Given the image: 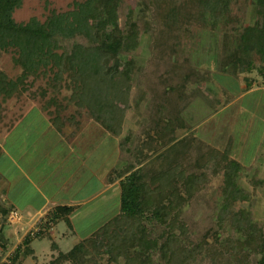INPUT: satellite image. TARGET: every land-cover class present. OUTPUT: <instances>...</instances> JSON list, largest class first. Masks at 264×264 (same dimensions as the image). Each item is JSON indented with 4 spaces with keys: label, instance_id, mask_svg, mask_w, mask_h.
Instances as JSON below:
<instances>
[{
    "label": "rangeland",
    "instance_id": "374dc122",
    "mask_svg": "<svg viewBox=\"0 0 264 264\" xmlns=\"http://www.w3.org/2000/svg\"><path fill=\"white\" fill-rule=\"evenodd\" d=\"M74 1L24 0L14 17L22 22L36 16L44 23L51 10L60 13L71 11ZM98 1H95L94 14L85 18L87 27L92 30L90 38L99 34L109 35L117 26L124 34L122 57L128 65L133 63L134 66L129 77L120 72L110 79L108 75H99L102 81H98L95 76L88 78L84 70L83 75L106 88L107 82L112 81L114 90L110 91L117 99V106L124 108V121L130 111L135 115V124L140 125L136 137L124 129L118 135L115 129L111 131L114 138L117 136L125 142V158H130V139L139 142L145 131L151 129L150 126L157 129L156 134L159 133L155 123L158 115L180 117L183 122L186 113V125L198 127L193 133L185 135L184 139L175 142V136L169 135L164 143L161 142L162 146H158V139H153V143L144 142L143 153L135 154L136 159H147L149 168L146 174L149 176L156 169L172 167L179 175L187 171L200 177L201 190L185 200L178 223L172 226L164 222L158 226L152 224L153 236L159 237L165 229L169 233L163 235L185 234L184 240L190 241L191 247H196L191 264H241L235 259L236 256L229 254L228 249H235L238 239L249 240L253 244H247L243 263L258 264L264 254V187L256 186L259 182L252 172L260 170L264 176V151H255L253 157H257V160L246 165L240 162L236 154L239 152L237 146L235 150L231 149L234 143L233 123L237 121L241 108H249L253 113L264 116V90H258L264 87V62L254 59L255 63L249 68L242 67L238 71L234 67L233 57L230 58L237 44L242 42L241 29L255 25V0H216L217 8L213 10L200 7L199 0H174L176 16L163 12L156 4L157 0H117L111 12L105 14L100 10ZM206 9L211 11L204 14ZM215 21L221 22L219 26L212 24ZM86 34L85 29L82 34L70 38H52L57 41L58 53L68 56L63 65L64 77L70 80V76L77 75L78 79H73L77 83L82 74L73 68L71 60H75L73 51L76 46L88 48L89 38ZM12 49L19 51L16 47ZM253 53L261 59V54ZM225 66L228 67L225 69ZM55 78V74L49 72L48 76L35 80L34 89L41 88L40 94L47 96L60 94L66 101L70 90L63 84L61 91L57 92ZM243 92L249 93L240 97ZM165 103L168 108L164 107ZM85 111L88 114L101 112L99 107L92 108L93 112ZM145 115L148 120L144 123L143 131V120L139 116ZM219 145L221 149L217 148ZM111 159L116 160L115 157ZM135 163L138 164V160ZM90 185L94 191L96 185ZM113 191L108 189L82 205L77 219L73 220L74 230L66 220H50L51 223H48L46 210L38 213L18 209L22 216L13 210L4 217L2 210L7 206L0 204V264H52L62 252H68L80 240L106 231L123 213L122 210L117 214L118 208L112 205L107 213L104 207L107 195ZM12 193H16V190ZM0 199L4 201L1 195ZM155 208L152 205L151 209ZM13 213L19 216L17 220L15 216L11 218ZM37 227L42 232L41 236L24 244L26 237ZM116 235L111 231L101 235L99 247L109 250L113 241L117 240ZM108 242L110 245L106 246ZM165 253L163 250H149L147 257L151 260L147 262L173 264L169 259L165 261L164 255L168 257ZM99 264L108 263L99 261ZM116 264L130 263L129 259L120 257Z\"/></svg>",
    "mask_w": 264,
    "mask_h": 264
},
{
    "label": "trees",
    "instance_id": "16d2710c",
    "mask_svg": "<svg viewBox=\"0 0 264 264\" xmlns=\"http://www.w3.org/2000/svg\"><path fill=\"white\" fill-rule=\"evenodd\" d=\"M95 1L75 0L71 11L61 12V14L53 9L48 20L41 23L36 16L27 21H16L14 14L22 6L24 0H0V58L4 54L14 55L24 66L27 82H35L42 76H48L49 72L54 73L57 92L61 91L63 87L61 85L66 84L64 86H67L71 93H67L66 100L72 106L77 110L91 112H93L92 108L99 107L100 113L94 111L99 122L109 130H120L124 124L125 111L124 108L120 109L117 106V99L111 93L114 90L112 81L107 82L108 87L106 88L95 80L87 79L83 75V70L88 78L95 76L98 81H102L99 75H108L110 79L114 74L122 72L123 76L129 77L134 65L133 63L128 65L122 57L124 34L117 26L109 35L99 34L90 38L92 30L87 27L85 18L91 13L94 14ZM114 2L117 4V0H99L98 4L102 13L111 12ZM255 3L257 8L255 25H248L241 29L242 42L237 44L236 51L230 57H233L234 67L238 71L242 67L249 68L255 63L254 59L264 62V0H255ZM156 4L163 12L177 15L174 0H157ZM199 5L211 10L217 8L216 0H199ZM210 9H206L204 14L211 11ZM114 17L117 23L116 13ZM90 22L93 24L92 18ZM220 23L215 21V24H212L219 26ZM85 29L89 38L88 48L76 46L73 51L75 60L74 58L73 61L71 60L73 68L82 74L78 80L82 85H79L73 81L76 77L78 79L77 75L70 76V80L64 77L63 65L68 56L66 53H58L59 48L54 39L56 37L70 38L82 34ZM14 47L19 48V51H14L12 49ZM253 52L261 54V59L256 58ZM227 67L225 66V69ZM262 71H264V65ZM59 81H61L60 86H58ZM55 100L63 99L59 94ZM167 170L172 172H164L161 179H157L158 181L152 178L149 185L148 182H139L138 174L134 176V178L137 177L135 181H127L123 191V213L111 227L106 231L93 234L92 237L80 240L71 250L66 253L62 252L52 264H99V261L116 264L120 257L129 259L130 264H149L147 261L151 258L147 257V252L152 249L165 251V254H168V257L164 255L166 262L169 259L173 264H191L196 247H191L192 243L184 240L185 234L163 235L169 233L165 229L162 235L155 237L151 225L156 223L158 226L162 222L169 226L177 224L182 212L181 206H184L185 200L195 196L201 190L198 181L200 177L194 173L191 175L187 171L179 175L172 167H168ZM152 205L156 207L154 210L151 209ZM58 215L49 214L47 222L51 223L50 220L59 222ZM66 222L74 230L72 221L66 220ZM180 228L183 229L182 226ZM108 231L114 235L117 234V240L115 239L110 249L105 251L99 247L101 245L98 242L102 240L101 235H106ZM41 234V231L35 235L29 234L24 244L30 243L34 238H39ZM95 237L98 238L95 239ZM236 243L237 247L228 249V252L244 264L243 258L246 256L247 244L252 245L253 243L241 239H238ZM105 245L109 246L110 242ZM258 264H264V254Z\"/></svg>",
    "mask_w": 264,
    "mask_h": 264
},
{
    "label": "crops",
    "instance_id": "0c3cea01",
    "mask_svg": "<svg viewBox=\"0 0 264 264\" xmlns=\"http://www.w3.org/2000/svg\"><path fill=\"white\" fill-rule=\"evenodd\" d=\"M35 84L25 80L24 66L14 55L1 56L0 195L4 201L0 199V204L7 206L2 210L4 217L13 210L17 213L20 209L38 213L46 210L47 217L59 214L58 220H71L73 223L82 205L108 189L114 191L107 195L104 207L108 213V208L115 206L118 214L123 210V190L127 181H135L137 177L134 176L138 174V181L148 182L149 185L152 178L160 180L168 168L156 169L152 176L147 175V159L135 158L136 152L143 153V143L158 139V146H162L161 142L164 143L169 135L175 136V142L198 128L186 125V113L183 122L180 117L158 115L155 123L159 133L156 134L157 129L150 126L151 129L145 131L139 142L130 139V158H125V142L117 136L114 138L112 130L99 122L94 114L77 110L68 100L56 101V94H40L41 88L34 89ZM249 92H243L240 97ZM164 107L168 108L166 103ZM139 117L143 120V130L148 118L146 115ZM125 119L123 127L116 130V135L124 129L136 137L140 125L135 124V115L130 111ZM233 128L231 149L235 150L237 146L239 152L236 154L242 164L255 163L257 157H253L254 152L264 151V116L242 107ZM217 148L221 149V146ZM133 159L138 160V164ZM252 175L259 182L256 186L264 187L261 171L256 170ZM90 183L96 185L94 191ZM14 189L16 193H12ZM113 196L115 199H112ZM37 200L39 203H36Z\"/></svg>",
    "mask_w": 264,
    "mask_h": 264
},
{
    "label": "built area",
    "instance_id": "2783aa9c",
    "mask_svg": "<svg viewBox=\"0 0 264 264\" xmlns=\"http://www.w3.org/2000/svg\"><path fill=\"white\" fill-rule=\"evenodd\" d=\"M13 216H15V219L17 220L18 218H19V216L16 214V213H13L12 214V216H11V218L13 217ZM38 224V223H37ZM41 228V227H40ZM40 230H39V227H37L36 229H35V231H31V234L32 235H35V233H37V232H39Z\"/></svg>",
    "mask_w": 264,
    "mask_h": 264
}]
</instances>
